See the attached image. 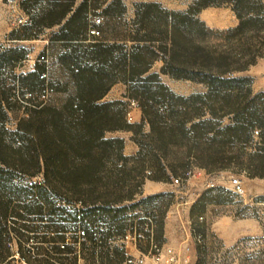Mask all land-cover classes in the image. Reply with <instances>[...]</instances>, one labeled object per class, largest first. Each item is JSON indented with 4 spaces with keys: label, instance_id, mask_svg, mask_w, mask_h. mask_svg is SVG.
<instances>
[{
    "label": "trees",
    "instance_id": "obj_1",
    "mask_svg": "<svg viewBox=\"0 0 264 264\" xmlns=\"http://www.w3.org/2000/svg\"><path fill=\"white\" fill-rule=\"evenodd\" d=\"M43 1L10 39H32L57 26L40 55L57 51L62 78L48 79V62L39 61L40 55L32 70L17 73L27 51L15 44L0 47V264L11 263V242L28 233L44 234L33 254L18 244L16 253L27 264H76L85 258L87 243L108 249L115 233L123 237L128 230L112 227L135 205L124 202L141 193L146 180L184 179L195 167L216 169L230 149L249 144L255 129L260 144L250 155L252 170L264 177V92L254 94L251 79L238 75L263 56L262 0H194L185 10L136 0L129 19L122 0ZM210 6L231 8L238 21L217 32L220 42L214 44L209 43L214 32L197 17ZM96 15L103 21L98 17L100 34L93 36L89 27ZM156 62L160 66L153 70ZM42 73L47 77L40 78ZM161 75L203 90L177 94ZM117 83L124 86L121 98L104 101ZM51 93L63 96L55 101ZM123 98L136 102L140 123L127 121L130 110ZM121 130L133 133V155H124L123 138L106 137ZM97 218L108 230L94 236L82 229L83 237H72L77 255L71 262L56 261L53 251H75L67 241L69 228ZM113 251L123 257V250ZM107 254L100 250L98 256L107 259Z\"/></svg>",
    "mask_w": 264,
    "mask_h": 264
},
{
    "label": "rangeland",
    "instance_id": "obj_2",
    "mask_svg": "<svg viewBox=\"0 0 264 264\" xmlns=\"http://www.w3.org/2000/svg\"><path fill=\"white\" fill-rule=\"evenodd\" d=\"M127 3V19L132 17V0H124ZM158 1V2H157ZM156 2L167 8H176L183 10L193 0H157ZM135 2V0H134ZM264 3V0H262ZM45 1L40 0L37 4L34 0H28L26 8L21 9L24 15L29 18L36 13L37 9L45 6ZM36 5V6H35ZM211 8L213 6H210ZM216 9L207 10L202 13L205 19V25L210 28L214 34L209 43L220 42L217 32L232 28L237 24L234 12L229 7H213ZM205 15V16H204ZM100 17L103 21V17ZM13 16L6 0H0V47L6 48L11 44L19 45L27 51L26 59L16 66V72H27L33 69V64L37 57L46 51L48 46V33L57 29V26L47 29L44 28L37 32L32 39L11 40V34L16 36L20 27L13 25ZM207 23V24H206ZM118 28L117 23L115 24ZM120 30V29H119ZM118 30V31H119ZM34 34L35 32L31 31ZM56 50L48 58V79L62 78L64 71L57 62ZM160 62L154 64L153 70H157ZM238 75L251 79V90L255 93L264 92V52L263 56L258 57L255 64L248 67L246 71ZM162 82L165 83L173 92L182 95H188L193 92L202 91V86L192 84L188 81L173 80L166 75H161ZM124 86L121 83L114 84L107 94L104 101H112L121 98ZM63 95L51 93V100H58ZM127 103V109L130 110L134 120L130 123H140L141 111L137 106L131 104V99L123 98ZM12 125V124H11ZM10 125V126H11ZM259 129L252 132V136L245 148L235 147L226 153L225 162L219 164L216 169H201L195 167L190 170V175L183 182L174 183L173 179L160 182L159 188H147L141 193L135 194L133 200H127L123 205L135 204L129 209L125 220L114 227L122 224L126 229L134 222L142 226L144 222L153 223V242L161 247L159 252L148 254L150 243L147 240L134 243L133 241H124L116 233L111 237L110 247L94 248L90 243L86 250L85 258H78L76 264H128L127 258H138L144 256L142 264H264V177L254 175L252 170V158L250 155L257 151L256 147L260 144ZM143 131L147 132L145 125ZM133 133L127 130L114 131L106 133V137H120L124 139V155H133L137 146L132 141ZM183 151L177 153L183 155ZM251 163V164H250ZM253 165L257 162L253 160ZM146 174V173H145ZM177 175L176 177H178ZM234 177L240 179L242 183V192L236 194L230 189V180ZM35 181L38 179L35 178ZM147 181L151 180H146ZM144 183V184H145ZM213 184V187H210ZM160 189V190H157ZM152 197V198H148ZM71 226L70 223H67ZM92 223L86 226H80L76 229H70L67 232L68 243L74 245L73 236H77L78 231L82 229L92 230ZM106 223L101 231H107ZM195 228L201 234V241L198 242L192 234L191 229ZM74 230L75 232H72ZM25 233V232H24ZM28 233L27 238H20L11 242L10 250L15 253V258L10 264H27L20 255H17V247L20 245L25 254L35 253L39 243V236ZM49 235H51L49 233ZM15 237V236H14ZM45 250L51 255V244H42ZM74 253L52 252L56 261H62L58 258H65L64 262H71L70 258L78 253V246L74 245ZM113 249L123 250V257L117 259ZM100 250L107 252V259L100 258ZM127 251V253H126ZM102 254V252H101ZM109 259V260H108Z\"/></svg>",
    "mask_w": 264,
    "mask_h": 264
},
{
    "label": "built area",
    "instance_id": "obj_3",
    "mask_svg": "<svg viewBox=\"0 0 264 264\" xmlns=\"http://www.w3.org/2000/svg\"><path fill=\"white\" fill-rule=\"evenodd\" d=\"M24 0H6V4L10 9V12L12 14L13 18V25L15 27H20V26H24L29 24V17L26 15H24V13L21 10V4ZM101 19L96 17L92 20V24L89 27V33L90 35L93 36H98L100 34L99 30L96 28V25L100 24ZM39 61L48 62V59L46 58V56L44 55H40L39 56ZM40 78H46L47 74L46 73H42L40 76ZM46 99V95H41L40 100H45ZM132 105H135V103L133 101H131ZM127 121L128 122H132V116L131 113L128 112L127 113ZM190 175V171H188L185 174V178H174L173 182L174 183H179L180 181L183 182L184 180H187V178ZM213 184H210V187H213ZM230 189L233 193H240L242 192V183L240 181L239 178L234 177L230 180ZM104 225V221L101 218H97L95 223L92 225V230L94 233H97L98 231L101 230L102 226ZM192 234L195 236V239L200 242L201 241V234L198 233V231H196L195 228L191 229ZM78 236L79 237H83L84 236V231L80 230L78 231ZM124 239V241H133L134 243L136 242H140L142 240H147L150 243L149 246V251L148 254H155L156 252H159L161 247H159L158 244L153 242V223L150 220V222H145L142 227H138L137 223L134 222L133 225H131L126 234L122 237ZM145 255H141V257L138 258H132V257H128L127 258V263L128 264H142L143 263V259H144Z\"/></svg>",
    "mask_w": 264,
    "mask_h": 264
},
{
    "label": "crops",
    "instance_id": "obj_4",
    "mask_svg": "<svg viewBox=\"0 0 264 264\" xmlns=\"http://www.w3.org/2000/svg\"><path fill=\"white\" fill-rule=\"evenodd\" d=\"M80 0H77V3L79 2ZM109 1H111V0H108V2ZM155 1H157V0H155ZM194 1V0H193ZM122 2L124 3V5L127 7V3L124 1V0H122ZM135 2H136V0H135ZM134 2V0H132V4H131V9H132V13H134V8H133V4L135 3ZM158 2V1H157ZM190 3H192V2H190ZM189 3V4H190ZM188 4V5H189ZM188 5L183 9V10H185L187 7H188ZM162 7H164L163 5H162ZM128 8V7H127ZM165 8V7H164ZM167 9H169V10H180V9H176V8H167ZM210 9H216V8H211V7H207V8H204V9H202L199 13H198V15H197V17L201 20V21H203L204 23L206 22L205 21V19H204V17H203V15L201 16V14L202 13H205L207 10H210ZM132 16H133V14H132ZM205 16V15H204ZM207 24V23H206ZM207 26V25H206ZM208 27V26H207ZM13 41H15V40H13ZM48 44H49V41H48ZM133 120H134V118H133V116H132V122H133ZM160 185H163L162 183H160V182H154V181H147L145 184H144V186H143V192H145V189H147V188H155V186L157 187V188H159L160 187ZM157 190H160V189H157ZM126 253H127V251H126ZM128 254V253H127Z\"/></svg>",
    "mask_w": 264,
    "mask_h": 264
}]
</instances>
